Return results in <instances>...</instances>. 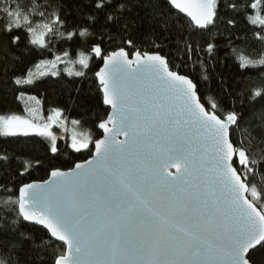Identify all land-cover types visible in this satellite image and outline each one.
Listing matches in <instances>:
<instances>
[{
	"label": "snow or ice",
	"instance_id": "1",
	"mask_svg": "<svg viewBox=\"0 0 264 264\" xmlns=\"http://www.w3.org/2000/svg\"><path fill=\"white\" fill-rule=\"evenodd\" d=\"M52 6L51 22L41 23L37 17ZM69 16L77 22L67 39L90 55L72 59L64 51L67 60L47 65L50 75L60 76L57 62L78 63L87 71L69 68L67 75L81 79L98 67V99L110 111L94 123L102 130L94 140L90 133L78 138L82 121L71 120L68 147L90 156L67 168L50 159L47 180L16 184L13 174H30L33 161L0 149V264H262L264 122L253 117L264 89L244 99L223 78L216 95L210 85L221 29L246 19L260 26L254 36L264 44V0H2L0 83L33 85L22 66L30 51L25 34L46 48V34L54 25L67 30ZM164 47L175 49L173 58L161 54ZM239 60L242 70L264 68V54ZM62 115L57 108L43 124L0 115V137H41L55 159L53 126L68 131ZM35 226L44 234L36 236Z\"/></svg>",
	"mask_w": 264,
	"mask_h": 264
},
{
	"label": "trees",
	"instance_id": "2",
	"mask_svg": "<svg viewBox=\"0 0 264 264\" xmlns=\"http://www.w3.org/2000/svg\"><path fill=\"white\" fill-rule=\"evenodd\" d=\"M12 2H15V0H12ZM20 2L26 3L27 0H20ZM34 2L47 5L50 0H34ZM0 3H2V0H0ZM53 10L54 6L48 7L45 10V17L37 18L41 23L51 22L50 14ZM254 15L255 11L249 10V16ZM68 21L67 30L59 25H54L55 32L46 35V48L28 43L31 37L25 34V44L30 50L22 65L25 71H31L42 61L52 60L54 56H62L64 51H68L72 59H76L80 51H84L90 55L87 49L78 46L79 41L76 38H73V40L67 39V31L72 30L71 25L76 23L77 20L75 16H69ZM258 31H260V26L251 25L246 19H241L239 27L230 32H225L221 29L222 34H218V39L221 41L220 54L218 63L212 71L210 94L216 95L219 92L221 78H223L225 87L229 91L243 90L245 95L242 98L244 99L254 91L264 89V80L261 79L264 76V68L242 70L239 67L240 56H250L252 59L259 60L261 54H264V44H261L254 36V33ZM106 46L109 47V50L114 47V45L107 44ZM173 52H175L174 48L164 47L161 54L169 56L171 59L173 58L171 55ZM176 63L180 64L181 61L176 60ZM94 64L99 66L100 61L96 60ZM96 70H98V67L94 66L92 72L87 73L88 79L68 76L67 73L60 71L59 77L47 75L34 81L33 85L23 87L14 85L12 80L8 79L6 82L0 83V115H26L25 103L21 98H17L19 92L23 91L25 96H35L40 101L38 106L46 122L48 121V115L59 108L63 110L62 117L67 120V123H71L72 119H80L82 121L81 126L76 127L78 132L86 135L90 133L93 140L99 138L102 134L99 129L94 127V123L105 118L109 110L98 99L100 94L96 89L93 78V72ZM181 71H188V69L182 68ZM202 84L204 89L207 90L209 85L203 82ZM77 90L80 92L79 96H77ZM85 104L87 105V111L82 106ZM237 106L239 107V102H237ZM255 107L260 111L253 118L264 122V101L256 104ZM53 129L59 138L57 143L60 148V152L56 155L55 159L48 152L50 142L41 137H0V149H7L10 154H17L21 160L32 159L33 161L34 167L30 174L25 173L24 176L13 174L12 179L16 184L47 180L49 178L48 172L50 169L48 161L50 159L57 166L67 168L72 166L73 161H83L89 158L90 154L88 150L76 153L68 147L71 142L72 133L65 132L62 128L53 127ZM254 143H256L257 152H259L262 146L259 145L258 141ZM90 147H93V145H90ZM36 159L43 161V163L35 165ZM13 167L15 168L17 165L14 164ZM3 176L4 173L0 171V183L3 182ZM259 179L261 178L258 177ZM3 203H6V201L0 200V204ZM33 231L36 236L44 234L38 226H35ZM256 255L257 259L261 258L260 253ZM262 264H264V261H262Z\"/></svg>",
	"mask_w": 264,
	"mask_h": 264
},
{
	"label": "rangeland",
	"instance_id": "3",
	"mask_svg": "<svg viewBox=\"0 0 264 264\" xmlns=\"http://www.w3.org/2000/svg\"><path fill=\"white\" fill-rule=\"evenodd\" d=\"M47 35V34H46ZM45 41H46V36H45ZM56 57L57 56H54L52 60H46V61H42L41 63H39L38 65H36L30 72L32 73V79L34 81L42 78V77H45V76H40L39 74L41 72H47L51 73L52 69L50 67H48L47 65L50 63V62H54L56 61ZM61 57V60H67L68 58L67 57H64L63 55L60 56ZM69 68H72L74 71H85L84 69L81 68V66L77 63L75 65H72V64H66V63H61V62H57V70L60 72V71H63L65 73H67V70ZM47 76V75H46ZM37 99V98H36ZM21 100L25 103L26 105V115H22L24 116L25 118H28V119H33V121L35 123H38V124H43V123H46V119L44 118L43 114H41L40 112V108H39V104L36 103L35 100H31L29 99V96H24L23 98H21ZM38 100V99H37ZM35 109V115L32 116L29 114V112L27 111V109ZM53 114V112L51 114L48 115L51 116ZM61 120H65L62 116L60 118ZM48 120V118H47ZM54 128H58V129H61V127L57 126V125H54L53 126ZM67 128H68V131L69 133H72L73 134V125L71 123H67ZM63 129V128H62ZM54 134L55 133V130L52 129ZM75 132L78 134V137L79 138H82V136L80 134H83V133H80L76 130L75 128ZM57 135V134H56ZM86 135V134H84ZM50 142V141H49Z\"/></svg>",
	"mask_w": 264,
	"mask_h": 264
},
{
	"label": "water",
	"instance_id": "4",
	"mask_svg": "<svg viewBox=\"0 0 264 264\" xmlns=\"http://www.w3.org/2000/svg\"><path fill=\"white\" fill-rule=\"evenodd\" d=\"M107 108V106H105ZM108 109V108H107ZM110 111V109H108ZM102 134V130H99ZM121 139H123V137H120ZM94 150V149H93ZM174 171V170H173ZM49 179V178H48ZM39 227V226H38Z\"/></svg>",
	"mask_w": 264,
	"mask_h": 264
}]
</instances>
